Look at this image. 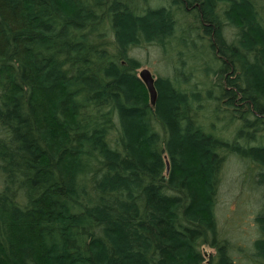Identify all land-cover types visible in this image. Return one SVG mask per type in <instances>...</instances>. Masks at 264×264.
Here are the masks:
<instances>
[{
    "label": "trees",
    "instance_id": "trees-1",
    "mask_svg": "<svg viewBox=\"0 0 264 264\" xmlns=\"http://www.w3.org/2000/svg\"><path fill=\"white\" fill-rule=\"evenodd\" d=\"M157 1L0 0V264H264V0Z\"/></svg>",
    "mask_w": 264,
    "mask_h": 264
},
{
    "label": "rangeland",
    "instance_id": "rangeland-1",
    "mask_svg": "<svg viewBox=\"0 0 264 264\" xmlns=\"http://www.w3.org/2000/svg\"><path fill=\"white\" fill-rule=\"evenodd\" d=\"M160 1L164 2L165 0ZM160 1L157 2L159 3ZM132 54L143 61L144 65L142 66V68H149L156 77L164 73L163 71L165 69L168 70V68L165 67L164 62H162L161 60V53L157 47H146L144 49L133 51ZM240 171L241 169L239 163H237L236 161L232 162L229 170L230 174L227 179L229 182H225V191L222 195L220 204V217L222 225H224L223 228L226 231L231 232H233L234 230L235 233L231 235H235V239H237V236L242 237V235H240L242 234V232L245 235L250 236V232L252 231V224L246 220V217L248 216L246 215L247 212L246 214L242 215L239 211V207L243 203L241 200L245 199L244 196L237 194V186L239 185L238 183H236V181Z\"/></svg>",
    "mask_w": 264,
    "mask_h": 264
},
{
    "label": "water",
    "instance_id": "water-1",
    "mask_svg": "<svg viewBox=\"0 0 264 264\" xmlns=\"http://www.w3.org/2000/svg\"><path fill=\"white\" fill-rule=\"evenodd\" d=\"M139 75L142 78V80L145 82V84L147 85V88L150 93L151 101L153 104H155L158 98V91H157L156 84H155L156 78L153 72L149 68L144 67L140 70ZM169 168H170V163L167 160L168 171H169Z\"/></svg>",
    "mask_w": 264,
    "mask_h": 264
}]
</instances>
